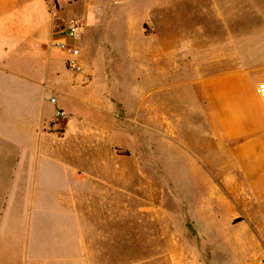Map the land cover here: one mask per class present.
<instances>
[{
	"label": "crops",
	"instance_id": "1",
	"mask_svg": "<svg viewBox=\"0 0 264 264\" xmlns=\"http://www.w3.org/2000/svg\"><path fill=\"white\" fill-rule=\"evenodd\" d=\"M178 1L185 21L190 0ZM194 1L195 14H222L218 0ZM41 5V11L31 12L36 18L31 25L13 23L16 17L27 19L26 9L0 15V264H217L214 259L220 253L230 254L233 264H264V98L254 85L251 102L235 103L232 81L225 106L236 114L224 125L216 116L220 107L212 91L218 77L202 76L191 83L187 102L202 118L186 125L201 129L193 151L198 160L209 163L210 171L196 168L195 183L182 185L179 210L172 211L171 202L162 201L146 207L152 215L145 211L146 216H139L144 212L139 204L131 206L136 215L130 220L129 237L138 240L143 233L137 226L151 223L145 234L154 245L132 247L128 260L123 217L117 212L122 201L106 194L122 186L105 183L107 177L116 181L122 170L99 169L94 175L104 183L90 181L92 129L98 127L105 139L110 134L102 121L116 114L110 98L116 90H108L106 80H93V63L81 57V39L77 45L83 71L68 70L70 54L56 46L54 38L58 20L73 16L65 19L48 0H40ZM170 6L171 0H164V14ZM197 26L193 30L198 33L219 28ZM28 29L35 34L22 36ZM152 40L154 51L171 46L155 32ZM208 43L210 50L199 55L197 49L187 51L198 47L195 41L180 40L179 46L186 49L181 58L213 62L209 60L218 46ZM225 46L234 47L233 40ZM168 54L153 55L151 61L169 60ZM51 96L57 97L56 105ZM95 105L105 112L99 114V126L89 111ZM57 107L66 112L61 122L55 121ZM205 175H210L209 181ZM219 241L229 246L226 251Z\"/></svg>",
	"mask_w": 264,
	"mask_h": 264
},
{
	"label": "rangeland",
	"instance_id": "2",
	"mask_svg": "<svg viewBox=\"0 0 264 264\" xmlns=\"http://www.w3.org/2000/svg\"><path fill=\"white\" fill-rule=\"evenodd\" d=\"M48 2L65 19L73 16L83 21L81 57L93 63L94 74L91 77L95 78V82L106 80V88L116 90L115 96H109L115 102V117L112 115L102 121L110 127V134L105 139L98 127L92 129L90 181L92 184L104 183L102 177L94 175L99 169L122 170V175L117 176L116 181L114 177L113 181L107 177L105 183L122 186L106 194L116 197L117 202L122 201V207L117 212H121L123 217V252L124 258L129 260L132 258V247L154 245L145 234L147 225L153 227L151 223L136 225L137 231L143 233L138 240L129 237L130 220L132 215H136L131 206L139 204V210L144 211L139 212V216H146L145 211L152 215V211L146 207L162 205V201L166 205L171 202L172 211L179 210L178 200L184 194L182 185L195 183L196 168L203 172L210 171L209 163L206 165L205 161L198 160L193 151L197 133L201 129L186 125L202 118V113L194 110L195 105L187 102L186 94L191 83L202 76L218 77L212 91L220 107L216 116L225 125L229 116L236 114L228 112L225 106L227 89L232 81L236 83L235 103L244 100L251 102L253 85L258 92L259 84L264 82V0H218L222 14L216 17L200 12L195 14L196 2L190 0L184 8L188 14L185 21L180 14L178 0H171L170 12L167 14L163 12L167 10L163 7L164 0ZM198 2L200 4L202 1ZM38 3L40 0H0V15L8 9H26V20L16 17L17 21L13 22L14 16H11V22L31 25L36 19L31 12L44 8ZM26 11H23L24 14ZM190 12H193L192 15ZM63 23L60 19L57 24ZM200 23L207 29L214 24L213 27L219 28L198 33L193 29ZM154 32L159 34V38L164 36L170 40L171 46L152 50ZM34 34L32 29L21 33L22 36ZM184 38L197 43V48H187V51L197 49L199 55L210 50L206 46L208 42L216 44L218 47L213 48L215 54L209 60L213 62H205L207 59L204 57L198 58L197 63L194 58H181V52L186 49L180 47L179 42ZM230 40H233L234 47L225 46V42L229 43ZM167 53L169 60L160 63L151 61L153 55ZM101 107L95 105L89 109L92 121L98 126L102 120L99 114H105ZM74 161L80 160L74 158ZM185 170L186 173L182 174ZM187 170L191 172L187 173ZM204 178L209 181L210 175ZM219 242L220 248L226 251L229 246L225 241ZM214 260L217 264L234 262L230 254L222 253Z\"/></svg>",
	"mask_w": 264,
	"mask_h": 264
},
{
	"label": "built area",
	"instance_id": "3",
	"mask_svg": "<svg viewBox=\"0 0 264 264\" xmlns=\"http://www.w3.org/2000/svg\"><path fill=\"white\" fill-rule=\"evenodd\" d=\"M65 23L57 26L58 35L54 38V44L69 52L70 56L66 61L69 71L79 73L83 71V66L79 60L80 48L77 41L81 39L83 33V21L80 18H71ZM259 94L264 98V82L258 86ZM52 103H57L55 96L50 98ZM66 118V112L62 108H56L55 121L61 122Z\"/></svg>",
	"mask_w": 264,
	"mask_h": 264
}]
</instances>
